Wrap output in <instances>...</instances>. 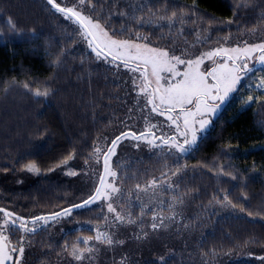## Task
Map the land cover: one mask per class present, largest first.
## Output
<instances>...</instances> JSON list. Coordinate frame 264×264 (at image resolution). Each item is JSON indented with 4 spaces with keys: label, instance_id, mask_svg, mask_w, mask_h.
Listing matches in <instances>:
<instances>
[{
    "label": "trees",
    "instance_id": "obj_1",
    "mask_svg": "<svg viewBox=\"0 0 264 264\" xmlns=\"http://www.w3.org/2000/svg\"><path fill=\"white\" fill-rule=\"evenodd\" d=\"M57 2L75 6L114 39H140L184 60L195 50L264 31V0ZM82 31L46 0H0V208L13 216L0 215L2 222L22 218L15 228L10 222L0 226V236L9 251L24 246L22 256L12 252L19 264H65L66 250L82 245L76 238L92 242L105 214L100 206H71L90 192L76 180L96 162L101 170L95 153L113 132L142 115L154 118L140 91V73L97 58ZM252 68L188 153L178 157L160 149L114 162L117 202L130 222L153 227V213L137 195L148 187L155 210L184 198L193 215L183 245H170L163 258L130 255L127 263L256 264L254 258H264V113L262 104L242 98L258 70ZM68 209L65 224L73 230L45 222Z\"/></svg>",
    "mask_w": 264,
    "mask_h": 264
},
{
    "label": "snow or ice",
    "instance_id": "obj_2",
    "mask_svg": "<svg viewBox=\"0 0 264 264\" xmlns=\"http://www.w3.org/2000/svg\"><path fill=\"white\" fill-rule=\"evenodd\" d=\"M80 2L83 3L84 0H80ZM46 3L66 20L79 24L80 29L83 30L84 38L89 40V47L97 58L103 57L109 64L119 62L117 67L123 65L132 73H140V77L143 79L141 92L147 98V106L151 107L153 113L165 116L166 120L171 122L169 127H174L175 132L170 137H165L161 133L158 138L160 140L159 144L154 143V139L157 138L152 133L145 132L139 135L136 133H123L122 136L133 140L144 139L153 147L166 146L169 149L168 155H171V150L175 149L178 157L183 156L198 145L200 133L210 123V120L204 117L209 114L214 116L218 108L226 103L230 94L236 90V85L243 79L244 74L253 71V68L247 63L251 58L248 56L249 52L259 50L262 54L257 62L264 64V44L250 45L244 48H218L196 59L184 60L174 55L170 57L167 51L150 48L147 44L134 43L130 39H114L100 23H94L89 17L82 15L80 11L76 10L75 6H62L57 0H46ZM204 55L209 60H212L213 57H220L223 62L216 63V66L211 70L201 71ZM131 64H135L136 67H131ZM181 64L186 65V70H178L177 65ZM153 81L154 87H152ZM133 82L135 83V78ZM25 87L27 88L28 85H25ZM34 94L36 96H47L48 92L37 91ZM248 100L252 101L253 97L249 96ZM122 136L113 139L111 146L104 153L105 172L113 178L117 174L109 169V159L114 155ZM150 136L153 138H149ZM181 139L183 143L180 142ZM28 170L32 171L33 169L29 168ZM75 174L73 173V175ZM168 187H171V184ZM106 189H110L112 193L119 191L112 185H106L104 176H101L100 186L96 188L90 199L83 201L82 205H75L74 207H88L102 197L107 199L104 196ZM70 211L71 209L65 210L64 214L67 215ZM108 211H115L111 203L108 204ZM0 213H3L7 218L13 216V213L3 208H0ZM55 215L58 216L59 213ZM21 219L16 217L15 220H6L5 223L10 222L12 227L15 228L17 227L16 222ZM41 219V217H35L34 222ZM117 219L121 218L117 216ZM18 227L25 232L30 231L26 223H21ZM155 227L156 225L153 224V228ZM32 230L34 231V229ZM4 239L6 240L7 237H4ZM16 251V248L9 251L7 244L0 243V264H7V262L19 264V257L14 259L12 256V252ZM24 251V246L21 245L19 247L20 256L23 255ZM76 259H80V257L77 256Z\"/></svg>",
    "mask_w": 264,
    "mask_h": 264
},
{
    "label": "rangeland",
    "instance_id": "obj_3",
    "mask_svg": "<svg viewBox=\"0 0 264 264\" xmlns=\"http://www.w3.org/2000/svg\"><path fill=\"white\" fill-rule=\"evenodd\" d=\"M133 42L141 45L146 44L144 41L140 39L133 40ZM259 44H264V31L257 29L249 32L246 36L239 37L235 40L232 39L223 40L220 44L210 49L195 50L193 53L189 54L188 59H196L197 57H200L201 55L206 54L218 48H224V49H231L234 47L244 48L245 46L259 45ZM148 47L156 48L150 45H148ZM261 54L262 53L259 50H254L248 53V56L251 58L247 61V63L249 64L250 67L256 65V68H258V70L254 71V73L255 72L258 73L251 74L249 78L250 82L245 85L246 88L244 87L245 90H243L244 94L242 98L245 100L244 101L245 104H249L252 102L255 103L258 102V104L260 105L262 104L261 107L263 108L262 111L264 113V103H261L264 102V64L257 62ZM222 62L223 61L221 60L220 57H213L212 60H209L207 56L204 55V60L201 65V71L211 70L213 67L216 66V63H222ZM132 65L133 66L131 67L136 66L135 64ZM162 75H167V74H162ZM246 75H248V73L244 74L243 79H241L240 82L236 85V89L240 85L241 81L246 79ZM139 81H140V91H141V87L143 86V79L141 78L139 79ZM154 86L155 84L153 81L152 87ZM233 92L230 94V96L233 94ZM230 96L228 97V99L230 98ZM249 96L253 97L252 101L248 100ZM222 106L218 108L214 116L209 114L204 117L205 119H209L210 123L205 128V130L202 133H200V135H203L212 127L213 120L220 111ZM147 107L149 108L150 113L154 115L153 119H149L147 121V117L142 115L140 117H137L136 121L134 122L127 121L128 128L121 130L118 133L113 132L110 135L106 146L104 145L101 148H99L100 149L99 151H96L95 154L98 156L99 160H101V170L103 166L102 158L104 156V153H106L107 149L111 146V141L115 139L117 136H122L123 133H136L137 135H139L141 133L147 132L154 134L155 138H159L161 136V133H163L165 137H170L174 135L175 132L174 127H169V124H171V122L167 121L165 116H159L156 113H153L151 111L150 106ZM154 125L155 127H153ZM149 138H153V137L150 136ZM180 142L183 143V140L181 139ZM154 143L159 144L160 140H157V142ZM160 149H165L169 151V149L166 146L153 147V145L148 144L144 139L133 140L131 138H124L122 136L121 141L116 147L114 155L109 159L108 167L111 171L115 172L114 162L117 159L123 157H127V158L139 157L146 155L148 153H153L154 151ZM172 150L176 152L175 149ZM101 170H100V162H96L94 164V167L91 168L89 171L85 170V172L81 173V176L78 177V180H76V186L79 188L80 186L84 185L83 187H85V185H88L89 191L90 192L92 191V193H94L93 191H95V188L97 186V184L95 186L96 180L94 178V173H96L97 175L96 179L99 180L101 175ZM103 176L106 185H112L113 187L118 189L117 184L115 183V178L108 176L106 174L105 165H104ZM159 184L161 183H158L157 185ZM150 185L153 186L154 183L151 182ZM77 191L80 190L78 189ZM86 191L84 193L85 195L79 198V200H77L78 202L76 201V203L71 206L81 204L83 203V201L87 200L90 197L89 196L90 192L86 193ZM117 193L118 192L112 193L110 189H106L104 192V196L107 197V199L102 197L101 199L89 205V206L102 207L106 218V224L105 226L102 227L101 231L99 232L96 231L95 236L90 238L92 242L86 243L84 237L76 238L75 239L76 243L79 244L82 243V245L74 246L72 250H66L67 254L65 255L64 258H62L63 263L65 264H131V263H127L128 262L127 258L130 255H132V257L136 260H139L141 258L153 259L154 257L163 258L166 255V253H168L166 252V250L170 245L173 244L183 245V243L188 239L186 236L187 233L186 229L190 225V219L193 217V215L189 211L190 203L187 199L181 198L180 202L173 200V202L167 203V205L164 206L165 208L164 211H161V206H160V211H157L155 210L157 206V200L154 197L155 195L154 190L148 187L145 188L144 190L139 191L137 195H141V197L139 198H142V202L145 210L148 212L152 211L153 213L152 216L148 218V221L151 224L156 225V227L153 228L151 226L148 227L146 225H140L135 220L133 222H130L129 217L127 216V214H125L124 210L119 206L117 202ZM109 203L112 204L115 211L113 212L108 211ZM71 214H72L71 212L67 215L62 213L58 216L56 215L55 218L53 217L48 218L45 222L46 223L53 222L52 224L59 225L63 230L65 231L68 230L67 232H69L73 229L68 227L65 224V221L69 220ZM117 216H119L121 219L118 220ZM143 216L144 214H140L138 219L142 220ZM1 217L2 216L0 215V226L5 227L6 224H4L5 222L1 221L2 219ZM3 227H1V229H4ZM184 249L187 250V246ZM17 252H19V250H17ZM77 256H79L80 259H76ZM253 261L256 264H264V258L263 259L254 258Z\"/></svg>",
    "mask_w": 264,
    "mask_h": 264
},
{
    "label": "water",
    "instance_id": "obj_4",
    "mask_svg": "<svg viewBox=\"0 0 264 264\" xmlns=\"http://www.w3.org/2000/svg\"><path fill=\"white\" fill-rule=\"evenodd\" d=\"M90 39V38H89ZM132 65V64H131ZM157 140H159L158 138L157 139H155V141L154 142H157ZM103 160H102V164H103V166H102V170H101V175H100V178H101V176H103L104 175V156H103V158H102ZM100 178H99V180H98V183H97V186H96V188L97 187H99L100 186ZM96 188H95V190H96ZM94 193H95V191H94ZM93 193V194H94ZM44 222V221H43ZM42 222V223H43ZM0 243H4V244H7L3 239H2V237L0 236ZM8 246V245H7ZM7 264H8V262H7Z\"/></svg>",
    "mask_w": 264,
    "mask_h": 264
}]
</instances>
